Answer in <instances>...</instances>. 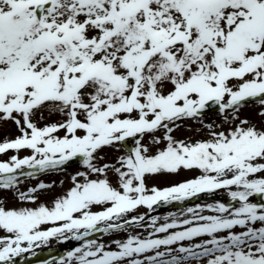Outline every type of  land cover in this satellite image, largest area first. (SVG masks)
<instances>
[{
	"label": "snow or ice",
	"instance_id": "6c2138e0",
	"mask_svg": "<svg viewBox=\"0 0 264 264\" xmlns=\"http://www.w3.org/2000/svg\"><path fill=\"white\" fill-rule=\"evenodd\" d=\"M249 105L258 122L241 118ZM186 122L204 138H177ZM0 157L15 200L0 198V264L52 239L85 241L57 264H264V0H0ZM72 162L48 199L54 184L19 187L26 170ZM181 173L194 175L149 184ZM219 190L231 206L151 218L144 238L86 239Z\"/></svg>",
	"mask_w": 264,
	"mask_h": 264
},
{
	"label": "rangeland",
	"instance_id": "374dc122",
	"mask_svg": "<svg viewBox=\"0 0 264 264\" xmlns=\"http://www.w3.org/2000/svg\"><path fill=\"white\" fill-rule=\"evenodd\" d=\"M257 108H258V106H254V107H251L249 109V113L250 114H246L248 119H251L253 121L258 122L257 115H256ZM4 127H5V133H4L5 135L8 134L9 132H14V129H13V127L11 125H5ZM199 129H200V125L194 124L192 122H186L185 124L182 125L181 128L177 129V131L174 133V135L177 138H180V139H188V138L200 139V138H204L205 133L201 132ZM107 152H108V156L109 157H111V156L116 154L114 149L107 150ZM12 154L13 153L10 152L8 154V156H11ZM19 155L21 157H23L25 155H28V153L22 151ZM0 159H7V157H0ZM75 164L77 165L78 162H76ZM75 164H73V165H75ZM79 167H80V165H79ZM67 169H69V170H67ZM67 169H66L67 171H60L59 173H56V172L55 173H48V174H44L43 176H40V177L22 180V183H20L19 187H20L21 190H26L28 187H32L34 185H37L40 182H44V183H48V184H54L55 187H54L53 191L51 193H49L48 196H42L41 197L42 200L48 199V198H50L51 195H54V194L62 191L63 189H66L69 186V181H68L69 174L70 173H74L76 170H73L72 167L67 168ZM192 175H194V174L193 173H181L180 175H176V176H160V177H156L154 179L149 180V184L150 185H155V186L162 185V184H165V183L169 184V183H172V182H174L176 180H180V179H183V178H191ZM61 181L64 182L63 185H61V183H60ZM222 191L224 192V195H227V193L224 190H222ZM0 198L7 200L9 202L10 206L15 204L14 194L10 190H0ZM210 204H213V203H210ZM184 214H185V211L183 213L182 212L159 213L153 218H156L157 221L159 220L158 218H160L162 220L164 219L163 223H165L166 222L165 221V217H168V221L167 222H171L173 217H177L180 220L184 219ZM209 214H211V213L206 211L205 215H209ZM148 221L145 222L144 229L137 228L135 226H130V227L127 228V231H121L119 233H113V234H106V235L96 239V241L98 243H104V244L107 245L114 239L123 240L128 235H140L142 238L148 237L149 233L151 232V228L148 227ZM159 222H161V220ZM175 230L178 231V230H181V229H175ZM238 230L239 229H237L236 231H238ZM171 232H174V231L169 230V234ZM162 235H167V234H160V236H162ZM151 238H156V237H151ZM203 239H205V238L202 237V238L194 239L193 241H184V242H180V244H178V245H173L171 247L172 248H176V247L181 246V245L185 246V247H188L191 244L199 243ZM61 244L62 243L59 242L58 240L52 239L47 244L41 245L39 247H34L33 250L28 252L27 254L33 253V252H35V251H37L39 249H43V248H47V247H54V246H58V245H61ZM81 246L82 245H80L78 247H81ZM161 250L163 251L165 249L162 247ZM55 264H57V262ZM192 264H196V262L193 261Z\"/></svg>",
	"mask_w": 264,
	"mask_h": 264
},
{
	"label": "water",
	"instance_id": "95a60500",
	"mask_svg": "<svg viewBox=\"0 0 264 264\" xmlns=\"http://www.w3.org/2000/svg\"><path fill=\"white\" fill-rule=\"evenodd\" d=\"M36 173H40V172L36 170ZM93 237L94 236L90 238H93ZM69 240L72 241L71 247L55 248V249H51L48 251L39 252L38 255H36L33 259H29L27 264H49L51 261L60 259L62 256L66 255L69 251L72 250V247L75 246L77 243L83 242V241H77L74 239H69Z\"/></svg>",
	"mask_w": 264,
	"mask_h": 264
}]
</instances>
